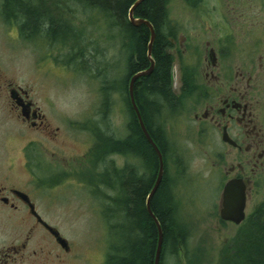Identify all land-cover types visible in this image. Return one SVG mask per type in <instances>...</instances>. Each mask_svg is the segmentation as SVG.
I'll return each mask as SVG.
<instances>
[{"label": "rangeland", "instance_id": "1", "mask_svg": "<svg viewBox=\"0 0 264 264\" xmlns=\"http://www.w3.org/2000/svg\"><path fill=\"white\" fill-rule=\"evenodd\" d=\"M191 3L189 0H168L167 12L178 26L176 35L183 37V45L196 49L194 52L200 58L196 65H202L207 29L213 27L218 28L220 37L230 35L229 40L236 47L234 51H227L229 66L249 61L245 63L247 72L254 75L255 56L259 52L255 50L254 39L257 34L264 36V0H197L194 5ZM89 17L90 23L85 14H78L81 23L77 17L72 18L79 28L78 33L83 31L85 42L78 35L66 43L23 40L15 25H7L0 18V180L8 178L18 185L25 184L31 177L61 182L54 192L53 202H48L51 201L48 195H52L48 191L37 198L44 219L61 232L77 254L75 259L66 257L59 264H102L110 239L104 207L108 203L106 198L113 195L104 183V174L113 165L136 163L135 157L110 152L93 162V157L89 156L91 149L78 141V138L88 137L87 126L94 123L100 101L102 108L105 100L112 135L124 136L129 119L120 84L126 71V57L117 38L111 36L115 29L112 32L107 29L97 19L96 11H91ZM74 43L80 47L84 43L88 48L81 58L77 51L69 48ZM186 57L184 63H187ZM7 83L29 89L31 98L41 105L50 123L49 131L58 127L57 144L11 115L9 97L4 90ZM193 109L191 104L178 108L166 123L168 134L186 153L182 176L175 181L168 179V186L178 219L187 233V244L185 248H178L175 255L167 253L164 264H220L222 250L232 244L242 224L227 222L218 216L221 187L227 176L222 141L214 128L192 121ZM159 119H164V112ZM197 129L202 132L196 134ZM46 148L47 158H43L39 167H34L32 155L45 153ZM51 150L57 153L58 159L49 155ZM262 201L264 174L253 183L246 203V217ZM16 221H19L17 216H9L0 209V253L5 246L17 242L19 226ZM5 258L0 254V261Z\"/></svg>", "mask_w": 264, "mask_h": 264}, {"label": "trees", "instance_id": "2", "mask_svg": "<svg viewBox=\"0 0 264 264\" xmlns=\"http://www.w3.org/2000/svg\"><path fill=\"white\" fill-rule=\"evenodd\" d=\"M134 1L0 0V18L7 25H15L19 36L26 41L42 39L52 43H66L71 37L79 35L81 41L85 42L86 37L82 35L83 31L78 33L79 28L73 22V17H77L81 23L78 14H85L90 23V12L96 11L97 19L107 29L111 32L115 29L111 36L117 38L126 57V71L120 79V89L123 90L129 115L127 133L122 137L113 135L111 139L101 137L89 154L93 157V162L103 159L108 150L124 157L130 156L132 152L136 158L134 165L126 162L119 167L113 165L104 174V183L113 191V195L106 198L108 203L104 207V221L110 231V239L102 264H154L158 241L157 226L145 203L156 176L157 156L139 129L127 93V81L131 74L149 66V30L144 24L135 26L128 20V9ZM189 1L194 5L197 0ZM167 3L168 0H142L133 10V15L147 19L155 32L150 51L154 61L153 69L149 74L135 79L133 90L143 123L158 147L161 146L160 134L166 135L164 127L161 128L159 115L162 112V100L170 95L169 71L173 60L167 49L169 41L166 37L174 36L178 31V26L168 16ZM82 28L83 25L81 30ZM78 45L80 44H70L69 48L77 51L78 58H81L88 48L84 43L82 47ZM145 93L149 100L143 99ZM130 131L133 139L130 138ZM88 160L91 161L89 158ZM150 209L161 227L158 264H164L167 253L175 255L178 248H185L187 244V233L178 219L164 167L161 180L150 198ZM185 257L189 260L186 255ZM219 263L264 264V201L242 221L232 244L222 250Z\"/></svg>", "mask_w": 264, "mask_h": 264}, {"label": "flooded vegetation", "instance_id": "3", "mask_svg": "<svg viewBox=\"0 0 264 264\" xmlns=\"http://www.w3.org/2000/svg\"><path fill=\"white\" fill-rule=\"evenodd\" d=\"M217 30L218 28L215 30L213 27L207 29L208 35L203 45L204 54L202 62H200L202 65L199 66L198 63L199 67L196 62L200 58L197 56V52H194L196 50L194 46H191L190 49L189 45H183L182 36L166 37L169 41L167 49L172 54V59L176 56L179 59L182 76L178 93L175 95L170 87V95L161 102L164 119L160 120V125L162 129L164 127L166 135L160 134L161 146L159 149L162 151L167 183L168 179L177 180L182 176L180 174L187 160L186 153L170 137L166 123L178 108H187L189 104L193 105L192 121L200 126L214 128L217 133H220L225 176L227 175L222 186L229 178H241L246 188L247 203L253 183L264 174V36L257 34L254 39L255 50L259 52L256 56L253 54L257 61L254 63V75H252L247 72L246 64L249 61L244 60L239 65L229 66L230 57H228L227 51H234L236 47L233 41L229 40L230 35L226 38L225 36L220 37ZM258 31L261 32V28ZM249 52L250 50H248V55L251 57ZM185 55H187V63H184ZM200 70L202 71L200 72ZM4 90L9 97L8 110L11 115L28 128L35 130L46 140L57 144L58 127L49 131L50 123L41 105L31 98L29 89L7 83L4 85ZM143 99L149 100L147 93ZM102 103L103 110L100 101L97 104L98 110L94 123L87 126L88 137L78 138L81 144H87V148L91 150L101 137L104 139L113 138L112 124L108 118L109 112L105 110V100ZM133 113L136 118L134 110ZM136 121L142 133L137 118ZM85 130L83 128L84 132ZM207 130L209 131V129ZM194 132L197 134L202 131L197 129ZM129 134L133 139L132 131ZM222 134L225 135L226 140H222ZM98 135L100 136L98 137ZM36 143H38L37 140ZM47 151L48 148L45 149V153L36 152L32 155L34 167H39L43 158H47ZM107 154H109V150ZM49 155L58 159L56 158L57 153L53 150L49 152ZM130 157H134L132 152ZM84 159L86 160V158ZM84 181L81 182L85 185ZM60 186L61 182L54 179L38 180L31 177L23 185L10 182L8 178L0 180V209L9 216L15 215L19 219L16 221L19 226L15 237L17 242L4 247L3 253L0 254L6 258L0 261V264H19L21 262L59 264L66 257L76 258L77 254L71 243L53 224L44 219V212L37 202L38 196L47 191L52 193V195H48L51 200L48 202H53L54 192ZM54 228L58 231L59 236L66 239L67 243L64 246L54 234Z\"/></svg>", "mask_w": 264, "mask_h": 264}, {"label": "water", "instance_id": "4", "mask_svg": "<svg viewBox=\"0 0 264 264\" xmlns=\"http://www.w3.org/2000/svg\"><path fill=\"white\" fill-rule=\"evenodd\" d=\"M141 1L142 0H135L132 3V5L129 7L128 20L132 25H135V26L144 24L149 30V40L147 44V56L149 59V66L143 70H139L131 74V76L128 78V81H127V93H128L131 107L133 108L136 114V118L140 124L142 133L145 139L147 140V142L152 146L157 156L156 176H155L151 189L146 195L145 203H146V209L150 217L154 220L157 226V230H158V241H157L155 258H154V264H158L159 254H160V249H161V241H162V231H161V227H160V224L157 218L155 217V215L152 213L150 209V198L152 194L154 193V191L156 190L161 180L162 174H163V158H162V154H161L159 147L153 141V139L151 138L150 134L148 133L147 129L145 128L142 122L140 112L134 100V90H133L135 79L138 78L139 76L149 74L152 71L153 66H154V61L151 57V52H150L151 45L155 37L154 29L151 23L147 19L137 18L133 15L134 7ZM181 76H182V71L180 67V62H179L178 57L176 56L171 63L170 71H169L170 87L175 95L178 93L179 86L181 84ZM22 113L24 114V110L22 111ZM221 137H222V140H226V137L224 134H222ZM245 207H246V188H245V184L243 180L241 178H236V177L229 178L228 180L224 182L221 188L219 209H218L219 218L224 221H230L234 224H240L245 219V215H246ZM53 232L57 236V239L64 246L67 243L66 239L59 236V233L55 228Z\"/></svg>", "mask_w": 264, "mask_h": 264}, {"label": "bare ground", "instance_id": "5", "mask_svg": "<svg viewBox=\"0 0 264 264\" xmlns=\"http://www.w3.org/2000/svg\"><path fill=\"white\" fill-rule=\"evenodd\" d=\"M61 15V14H60ZM82 25V24H81ZM127 157V156H126ZM40 165V164H39ZM36 197V196H35ZM76 197V196H75ZM76 244V243H75Z\"/></svg>", "mask_w": 264, "mask_h": 264}]
</instances>
